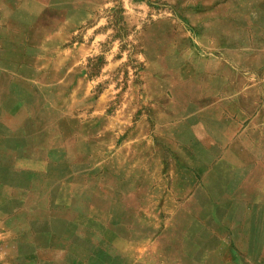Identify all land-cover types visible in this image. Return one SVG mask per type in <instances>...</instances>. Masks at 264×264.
I'll use <instances>...</instances> for the list:
<instances>
[{"label":"rangeland","instance_id":"1","mask_svg":"<svg viewBox=\"0 0 264 264\" xmlns=\"http://www.w3.org/2000/svg\"><path fill=\"white\" fill-rule=\"evenodd\" d=\"M206 1L30 0L65 27L55 81L75 65L72 87L36 90L10 86L50 15L31 26L26 0H0V264H264V113L243 111H264V72L211 55V8L194 5ZM17 91L38 101L17 105ZM17 123L57 133L2 136ZM80 193V242L21 223L51 220L50 196Z\"/></svg>","mask_w":264,"mask_h":264},{"label":"crops","instance_id":"2","mask_svg":"<svg viewBox=\"0 0 264 264\" xmlns=\"http://www.w3.org/2000/svg\"><path fill=\"white\" fill-rule=\"evenodd\" d=\"M206 1V0H205ZM204 3V4H203ZM201 5H196L197 7L201 8H211V22L209 21L207 24L203 25L202 34L204 35L202 38L209 42V47L211 48V55L219 56L222 55L225 58L235 57L239 55L242 58V64L247 73L253 72H264V0H208L203 2ZM48 3L45 4V7L40 10L39 4L30 2V0H26L25 5L22 7L25 9L30 10L29 17H33L32 20H27L26 23L33 26L40 20V12L43 14H48V18L42 19L41 29L39 30V37L41 34L44 36L42 40L36 39H27L25 42L27 45L26 51L19 54V56L26 58V64L22 66H16L17 69L15 70V82L10 86V88L16 89H36V90H51L53 87H59V89L63 88L64 85L72 87L75 78L73 77V65L70 70L67 71L65 78L66 80L55 81L56 74L61 72L59 68L61 59L68 58L71 54V51H65L64 55L61 56L59 53V45L61 42L64 41L63 35L65 34L62 32L63 28L65 30L64 24L62 22L57 23V18L54 17V11H50V7H47ZM60 24V33L56 32V27ZM29 28V27H28ZM32 30V27L30 28ZM57 35V36H56ZM207 36V37H205ZM70 42V39H68ZM72 41V39H71ZM63 43V42H62ZM59 44V45H58ZM65 60V59H63ZM44 63L41 65V63ZM6 73H13V71L5 70ZM22 74V75H21ZM24 74V75H23ZM226 85V84H225ZM231 85V84H230ZM232 88V85L230 86ZM74 89L71 98H76V94H79L82 88ZM23 96L18 94V91L15 92L14 100L17 105H29L34 101H38L37 98H32L28 100L22 98ZM78 97V95H77ZM83 97V96H82ZM81 97V98H82ZM80 98V97H79ZM83 99V98H82ZM85 99V98H84ZM226 100V99H225ZM238 101V100H235ZM35 102V101H34ZM224 103L232 104L230 100L224 101ZM238 103V102H237ZM240 104H244L242 100L239 102ZM207 111L211 114V104H208ZM247 106V104H246ZM255 109V108H253ZM253 109H245V113L248 110L253 111L256 114L255 118L260 116L262 119L263 112H256ZM25 111V110H24ZM20 109L19 112H16V115H21L24 113ZM242 109H240V115H243ZM228 113H231V110H227ZM32 116L34 114H31ZM211 118V116H210ZM232 116L227 117V120H232ZM16 119V116H15ZM19 119V118H17ZM22 119V118H20ZM20 119L18 121H20ZM21 123V121H20ZM17 123L20 125L18 128H14V125L8 128L7 133L2 132V136L4 137H49L56 136L57 131L53 133L54 125L51 126L46 132L43 133H24L22 124ZM42 126H45L47 129L48 126L45 125L41 121ZM40 125V124H39ZM17 126V125H16ZM37 128V127H36ZM18 129H22L17 131ZM22 131V132H21ZM28 131V130H27ZM71 129L67 131L65 130L64 136L68 137L71 136L70 133ZM21 132V133H20ZM60 135V134H58ZM3 148H0L2 150ZM6 149V148H4ZM27 151V150H24ZM6 157L9 160H13L12 162H16L17 165L23 164V161L19 160L15 155L16 152L13 150L5 151ZM13 156L14 159L11 157ZM7 159V160H8ZM88 158L85 155H80L78 158L77 163L80 167L87 160ZM21 162V163H20ZM21 166V165H20ZM75 166V164H74ZM81 197L80 194H57L55 196H50L52 199H56L57 201H61L57 204V209L54 211L55 214L52 216L51 220H41L40 218L36 219L35 215L24 216L22 215V222H24L25 227L27 230H31V225L34 226L35 224H41V226H54V230L51 229L50 231L45 230V234H49L54 237V239L60 242L65 241L70 242L73 239H76L77 242H80L82 239V235L88 232V214L86 210H81V208H72L71 202H73L74 206H77V198ZM43 196H39L40 200ZM70 202L65 204L62 202ZM82 206V205H81ZM42 230V229H41ZM44 230V229H43ZM35 234L31 231V237L27 238L31 243H28L30 247H33V240ZM62 243V244H63ZM52 248V246H51Z\"/></svg>","mask_w":264,"mask_h":264},{"label":"bare ground","instance_id":"3","mask_svg":"<svg viewBox=\"0 0 264 264\" xmlns=\"http://www.w3.org/2000/svg\"><path fill=\"white\" fill-rule=\"evenodd\" d=\"M242 157V156H241Z\"/></svg>","mask_w":264,"mask_h":264}]
</instances>
